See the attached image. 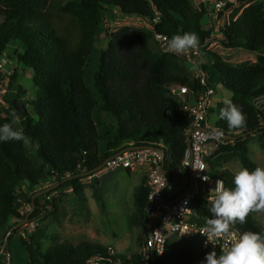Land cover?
<instances>
[{
  "label": "trees",
  "instance_id": "obj_1",
  "mask_svg": "<svg viewBox=\"0 0 264 264\" xmlns=\"http://www.w3.org/2000/svg\"><path fill=\"white\" fill-rule=\"evenodd\" d=\"M227 9H233L227 22L216 33L228 50L250 53L264 51V0H221ZM106 15L120 19H140L151 27L153 35L170 39L173 35L194 32L202 46L212 30L205 22V13L196 11L190 0H0V60L14 59L22 70L31 72L32 99L21 101L25 90L16 84L17 71L9 78L11 100L21 101L26 117L15 113L12 101L9 108H0V124L11 122L13 113L19 118L14 127L22 129L34 148L32 155L25 143L0 142V228L8 231L22 222L39 218L44 211L55 217V200L40 201L53 193L71 189L75 195L84 191L82 178L75 176L95 171L112 155L131 147L142 148L163 145L164 169L172 172L179 166L186 145L190 119L171 112L177 105L168 97L172 86H186L200 93L204 87L198 80L188 82L166 54L157 55L149 50V34L144 30L125 27L110 36L107 48L100 52L94 72V89L99 111L115 121V133L106 139L104 153L93 114L97 103L94 94L84 82V69L91 55L101 22ZM11 57H10V56ZM206 57L208 64L198 63V69L208 77L207 87L220 86L231 94L230 100L246 114V126L229 129L219 118L225 107L220 102L213 110V126L235 141H226L220 153L225 160L236 156L243 167L254 170L249 158L246 139L258 135L264 150V111L257 117L252 102L264 96V57L254 64L230 65L220 56L199 51L198 59ZM5 74L0 71V81ZM167 112H170L167 114ZM9 113H12L10 115ZM219 158L208 161L210 177L223 181L227 189L234 188L233 176L219 172ZM38 161V164L35 163ZM127 175L130 170L124 171ZM98 172L87 177H94ZM54 178L60 186L35 200L31 198L37 188ZM69 181H65L66 179ZM146 179V178H145ZM65 181V182H63ZM148 187H140L134 197L135 214L129 219L130 227L143 229ZM30 206L29 213L19 209L20 204ZM192 221L206 226L211 217L206 198L196 197L191 204ZM249 214L243 225L234 228L242 234L248 231L264 235ZM17 230L8 235L10 237ZM50 244L42 250L39 242L27 237L21 239L28 260L20 264H84L95 251L91 245H71L59 242L57 236H42ZM144 238H138L139 247ZM3 241L0 242V246ZM137 264L139 255L133 254ZM201 252L178 247L167 242L164 257L158 264H202ZM1 264V261H0ZM18 264V263H17Z\"/></svg>",
  "mask_w": 264,
  "mask_h": 264
},
{
  "label": "rangeland",
  "instance_id": "obj_2",
  "mask_svg": "<svg viewBox=\"0 0 264 264\" xmlns=\"http://www.w3.org/2000/svg\"><path fill=\"white\" fill-rule=\"evenodd\" d=\"M190 1L194 10L203 11L205 13L204 16H207L208 0ZM237 7V5H233L229 9L225 7V10L220 13L219 21L217 22L214 20L207 21L204 29L208 30L209 27L212 30V34L207 48L203 50L219 55L221 60L233 66L254 64L258 62L260 57H264V51L261 53H250L241 49H225L220 42L219 35L216 33L218 28H221L227 22L233 9ZM125 27L147 32L149 34V50L157 55L166 54L171 57L170 59L173 64L188 82L197 80L198 72L196 70L198 69L199 62L203 65L208 64L206 57H202L201 59L195 58V60H192V65L186 62L181 56L173 53H165L160 43L155 39L151 27L148 25L138 26L135 19H120L106 15L101 22L94 49L84 69L85 85L94 94V99L97 103L93 117L97 124L99 137L101 138V155L104 153L106 139H110L115 133V121L109 115L99 111V101L94 89V72L98 65L100 52L107 48L110 36ZM5 70H8L10 74L13 73V70L17 71L18 77L16 84L25 90V95L22 96L21 101L26 105V102L32 99L31 72L25 69L24 74L14 59L8 60ZM15 92V88H11L10 91L7 88L6 94L0 98V108H3L5 111L9 108L7 99L11 100L9 94H14ZM215 93L213 101L217 100L224 103L225 100H230L231 94L220 86L215 87ZM5 96L7 99L4 98ZM9 114L12 115V113ZM16 118L18 121L19 118L17 116ZM209 119L211 123L214 122L213 115H210ZM16 125L18 124L16 123ZM246 143L250 160L256 167H264V150L261 149L258 135L250 136L246 139ZM26 146L28 152L32 155L34 148L30 143H27ZM225 157V155L219 153L217 157L211 160L219 158L220 165L218 171L229 173L233 176L234 172L242 166L235 155L227 160H225ZM35 163L38 164V161H35ZM145 178L146 175L143 168L134 169L130 175H127L124 171L97 174L94 177L82 178L84 191L80 195H75L69 189L64 192L53 193L49 197L42 199L40 201L41 206H44L50 200H55L57 205L55 217L46 215L43 211L39 218L32 221L34 224L33 228L27 229L26 231L22 229V226L16 228L17 232L10 237L8 244L15 263H25L28 260L20 241V238L23 239L21 237L23 231L26 232L24 239L27 240V237H30L39 242L42 250L50 244V241L42 236L55 235L59 242H65L71 245L86 243L91 245L95 251L98 247L102 249L111 247L122 255L136 253L139 250L137 240L138 238H145L146 231L145 228L130 227L128 221L136 212L134 206L135 194L140 187L147 186ZM19 209L23 213L31 211L28 205L22 203ZM254 223L259 229H264V209L254 214ZM233 226L230 225L229 228ZM4 233L5 230L0 228V242L3 241V243L8 238L7 235L4 236ZM174 245L178 247L196 248L194 243L183 240H175Z\"/></svg>",
  "mask_w": 264,
  "mask_h": 264
},
{
  "label": "built area",
  "instance_id": "obj_3",
  "mask_svg": "<svg viewBox=\"0 0 264 264\" xmlns=\"http://www.w3.org/2000/svg\"><path fill=\"white\" fill-rule=\"evenodd\" d=\"M226 3L221 0H208L207 5V21H219V15L225 10ZM138 26L145 23L140 19H135ZM147 25V24H145ZM155 39L160 43L163 51L170 54L167 50V42L169 39L154 35ZM210 38L206 39L204 44L195 50H189L180 54L186 62L193 65L192 60L199 56V51L207 48ZM176 55V54H175ZM8 63L7 58L0 60V71L5 74L0 81V98L7 92L9 78L11 74L5 67ZM197 80L204 90L200 93L189 91L186 86H172L169 88L168 97L175 100L177 105L171 110L174 114H181L190 119V127L186 134V145L183 150L182 158L179 166L172 172L173 178L169 185H166V177L161 172V164L165 163L164 157L159 150L165 152L163 145L152 147H142L132 150H122L105 160L104 167L97 174H104L114 171H133L134 169H144L146 175V185L148 193L146 196L145 214L147 217L145 231L146 236L144 242L135 253L139 255L140 264H158L164 257L167 242L175 243V240H183L192 242L205 258V254L213 250L219 254L221 250L227 251L235 240L242 233L234 228H229V234L222 238H215L212 244L205 246L206 236L202 232L206 226H200L192 221L191 204L192 201L202 196L208 199L210 190L216 186V181L210 177L208 161L217 157L220 153L221 146L225 145L226 140L216 141L209 135L213 130L219 131L210 122V110H213L220 101H213L215 96V87H207L208 77L197 69ZM252 105L256 110L257 117L261 116L264 111V96L253 100ZM170 112H167L169 114ZM264 125V122H261ZM231 142V141H230ZM130 148L131 147L130 145ZM201 165L204 170H200ZM164 169V166H163ZM166 170V169H165ZM170 172V171H169ZM96 174V175H97ZM204 176L209 179L205 181ZM191 180V189L189 190ZM54 178L40 184L37 191L53 186ZM71 190V189H70ZM72 191V190H71ZM174 198L169 200L167 198ZM181 196V197H180ZM179 199L175 201L177 198ZM29 206V205H28ZM30 207V206H29ZM29 213V212H25ZM34 227L32 221L22 225V229L26 231ZM21 233L24 239L26 232ZM133 254L122 255L117 253L113 248L108 247L95 255H92L84 264H137L133 260ZM1 264H17L15 263L12 253L8 248L7 240L0 246Z\"/></svg>",
  "mask_w": 264,
  "mask_h": 264
},
{
  "label": "clouds",
  "instance_id": "obj_4",
  "mask_svg": "<svg viewBox=\"0 0 264 264\" xmlns=\"http://www.w3.org/2000/svg\"><path fill=\"white\" fill-rule=\"evenodd\" d=\"M199 36L194 32L173 35L167 42L170 53L180 55L199 47ZM225 107L220 110L219 118L227 122L229 129H240L246 126V114L231 100H225ZM15 113L11 122L0 124V142L17 141L29 143V137L22 129L14 127L17 123ZM211 138L222 141L223 131L213 130ZM200 170H204L201 165ZM203 179L207 181L208 176ZM234 188L227 189L223 181L217 180L214 189L210 190L207 204L211 217L206 220V228L200 232L206 236L205 246L212 244L213 239L229 234V226L247 222L249 214L264 209V167L249 170L240 167L234 172ZM202 264H264V235L258 232H245L231 244L227 251L216 250L205 254Z\"/></svg>",
  "mask_w": 264,
  "mask_h": 264
},
{
  "label": "water",
  "instance_id": "obj_5",
  "mask_svg": "<svg viewBox=\"0 0 264 264\" xmlns=\"http://www.w3.org/2000/svg\"><path fill=\"white\" fill-rule=\"evenodd\" d=\"M12 108L13 110L15 111L16 114L22 116V117H26L27 115V112L24 108V105L21 101L17 100V99H13L12 100ZM224 140L226 141H235L236 139L230 137V136H224L223 138ZM132 149H136V148H127L126 150H132ZM160 154L164 157L165 155V152L163 150H159ZM104 164H105V161L93 172H90V173H86V174H81V175H78V176H75L74 178L78 179V178H85L87 176H89L91 173H95V172H99L103 169L104 167ZM163 166H164V162H162L161 164V172L165 175L166 177V185H169V183L171 182V173L165 169H163ZM70 179L72 178H69V179H66L65 181H69ZM63 181V182H65ZM189 184H190V187H189V190L185 191L183 194L187 193L188 191H190L191 189V180H189ZM60 186V184H55L51 187H48L46 189H43V190H40L38 191L37 193H35L32 198H31V206H32V210L35 209V200L39 197H42L50 192H52L53 190L57 189L58 187ZM181 197V196H180ZM179 199V197L175 200L177 201ZM28 215H26L25 219L20 222L18 225H16L15 227L11 228L9 231H8V235H10L12 233L13 230H15L16 228H19L21 227L23 224L27 223L28 222Z\"/></svg>",
  "mask_w": 264,
  "mask_h": 264
},
{
  "label": "crops",
  "instance_id": "obj_6",
  "mask_svg": "<svg viewBox=\"0 0 264 264\" xmlns=\"http://www.w3.org/2000/svg\"><path fill=\"white\" fill-rule=\"evenodd\" d=\"M22 72L25 74V71L24 70H22ZM25 80H27L26 78H25ZM167 198L169 199V200H173L174 198H170L169 196H167Z\"/></svg>",
  "mask_w": 264,
  "mask_h": 264
}]
</instances>
